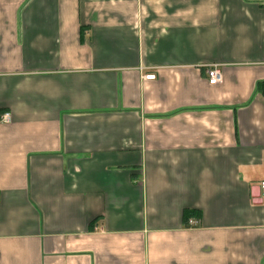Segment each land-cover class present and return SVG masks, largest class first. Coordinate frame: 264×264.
<instances>
[{"label": "crops", "instance_id": "obj_1", "mask_svg": "<svg viewBox=\"0 0 264 264\" xmlns=\"http://www.w3.org/2000/svg\"><path fill=\"white\" fill-rule=\"evenodd\" d=\"M261 181L264 0H0V264H264Z\"/></svg>", "mask_w": 264, "mask_h": 264}, {"label": "built area", "instance_id": "obj_2", "mask_svg": "<svg viewBox=\"0 0 264 264\" xmlns=\"http://www.w3.org/2000/svg\"><path fill=\"white\" fill-rule=\"evenodd\" d=\"M206 71V77H207V82L210 86H217L220 85L222 82V73L220 70V67L217 65L210 66L208 68H205ZM155 76L153 74L145 76V80L151 81L154 80ZM1 122L3 123H9L10 122V117L8 114H4L1 116ZM259 191H260V197L262 199V202H264V181H261L259 184ZM197 223L194 220H189L188 225L189 226H195Z\"/></svg>", "mask_w": 264, "mask_h": 264}]
</instances>
